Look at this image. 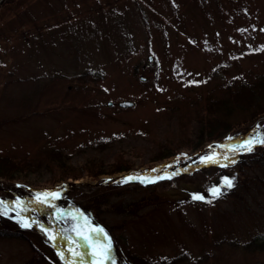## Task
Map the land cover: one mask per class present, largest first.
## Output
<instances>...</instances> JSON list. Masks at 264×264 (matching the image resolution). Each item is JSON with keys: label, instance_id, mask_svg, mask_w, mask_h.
I'll return each mask as SVG.
<instances>
[{"label": "rangeland", "instance_id": "obj_1", "mask_svg": "<svg viewBox=\"0 0 264 264\" xmlns=\"http://www.w3.org/2000/svg\"><path fill=\"white\" fill-rule=\"evenodd\" d=\"M0 3V156L41 163L33 189L61 200L44 226L60 253L16 220L1 230L0 264H124L118 241L158 261L258 264L241 245L264 233V166L244 171L260 172L258 191L237 200L214 196L225 187L222 175L231 183L240 177L221 170L217 153L236 141L190 146L209 96L222 99L228 81L264 74V0ZM83 72L102 80L79 84ZM128 100L134 106H119ZM100 140L110 147L95 150ZM164 149L177 155L153 161ZM65 155L76 167L132 168L58 180L50 160ZM130 173L140 177L116 186ZM21 183L0 178V188ZM96 194L108 195L97 217L87 201ZM22 206L38 218L36 207Z\"/></svg>", "mask_w": 264, "mask_h": 264}, {"label": "trees", "instance_id": "obj_2", "mask_svg": "<svg viewBox=\"0 0 264 264\" xmlns=\"http://www.w3.org/2000/svg\"><path fill=\"white\" fill-rule=\"evenodd\" d=\"M18 2H20V0H18ZM100 80H102V76L100 74L83 72L78 75L77 82L82 85L90 83L97 85ZM227 85L231 86V88H225ZM234 85L236 86L235 89H238L237 91H235L234 88L232 89V86L234 87ZM223 89H225L224 93L226 90H228L229 93L227 95L225 93L223 96L224 98L222 99H216L213 96H209L207 98V105L203 115H198L196 117L197 123H200V129L199 132L195 134L194 145L190 146V148L197 150L198 148L206 146L211 142L223 143L227 140L236 141L230 145L231 147L229 149H223L217 153L222 154L221 161L223 162V166H221V170L234 169L235 173L241 172L238 179L236 176L234 177L237 181L235 183L233 179L231 187H229L226 183L228 180L225 178L228 175H222L225 187L222 192H219L218 196H226L227 194L228 197L230 196L234 200H237L240 199L243 193L250 190L251 187H254L252 189L254 192L258 191L262 187L263 183L260 176H258L260 172H254L252 175L248 176L244 173V171L250 167L264 166V74L257 73L252 78L239 77L231 82L228 81L223 85ZM218 132L220 133L216 134ZM108 145H111L109 144V140H100L93 146L95 147V150H105ZM109 147L110 146H108V148ZM249 147L251 148V151L247 150ZM176 155V151L173 152L168 151V149H164L162 154L154 157L152 160L163 161L165 159L175 157ZM70 160L71 157L67 155L53 156L50 160L51 164L53 163L61 170V177H58V180H64L66 178L80 179L85 175L98 176V174H115L129 171L132 168V165L128 163H125L124 165L114 163L107 169H102V166L100 165H85L83 166L85 168H82V166H74ZM41 167V163H35L29 159L17 160L9 156H0V178L5 180L23 179L27 182V184L21 183L18 188L13 190L0 188V205L3 206L0 207V212L6 213V215H0V235H3L2 231H5L3 233L9 232V226L11 223L17 225L19 224L18 222L22 223V221H24L25 224L29 225L28 228L39 230L47 238L43 230L39 229L37 226L29 224L21 216H28L45 229L44 226L47 224V221H49V217H53V211L59 212V203H61V200L58 199L59 194L57 192L53 191L51 193H44L41 190L33 189L35 187L32 186L31 183H33V181L36 183V177H42V174L38 173L42 170ZM49 169L50 163L47 164V169L45 170L49 171ZM163 170L164 169H162V171ZM137 177H140L137 173H130L128 176L122 177L124 178L122 180L123 183H117L116 186L119 185L120 188L123 186L126 187L130 183H134L135 181L133 180L137 179ZM239 178H241V180H239ZM104 183L108 184L107 182ZM68 191L69 190L67 189V192ZM62 194H65V198L66 196H69L66 194V191L62 192ZM107 199L108 195L106 194H102L100 196L97 194L90 197L88 196L87 201L91 205L88 212L92 216L97 217L95 212L97 211L96 209L101 208V205L105 204ZM25 203H28V206L33 211H35L34 207H36V211H39L38 218L30 215V212L23 208L22 204ZM16 220L18 222H16ZM99 220H103L105 222L104 219ZM8 223H10V225ZM108 227L111 229L110 226ZM12 229L19 230L20 226H18V228L12 227ZM48 232L52 233V235L56 238L52 231L49 230ZM234 244H237V242H234ZM49 245L52 247L51 244ZM118 245L121 254L127 261L124 264L179 263V258H174L170 261L146 259L136 253H130L131 250L129 247H126V244H121L118 241ZM241 246L243 253L254 257L258 264H264V233L252 236L250 240ZM82 261L81 264H83ZM30 263L33 264L32 261Z\"/></svg>", "mask_w": 264, "mask_h": 264}, {"label": "water", "instance_id": "obj_3", "mask_svg": "<svg viewBox=\"0 0 264 264\" xmlns=\"http://www.w3.org/2000/svg\"><path fill=\"white\" fill-rule=\"evenodd\" d=\"M2 1H4V0H2ZM150 60H152V56H150ZM109 104H111V103H109ZM119 106L120 107H124V108L132 107L133 106V102L132 101H122V102L119 103ZM30 223L33 224V222H31V221H30ZM48 238L51 241V243H52L53 247L55 248V250L58 251V247L56 245V242L54 241V238L51 235H48Z\"/></svg>", "mask_w": 264, "mask_h": 264}, {"label": "snow or ice", "instance_id": "obj_4", "mask_svg": "<svg viewBox=\"0 0 264 264\" xmlns=\"http://www.w3.org/2000/svg\"><path fill=\"white\" fill-rule=\"evenodd\" d=\"M247 150L251 151V148L249 147ZM169 178H170V177H169ZM226 183L228 184L229 187L232 186V185H231V181H226ZM219 191H220L219 189H213V190H212V194H213L214 196H218V195H219ZM193 198H194V199H197V200L204 199L203 196H194ZM0 207H3V206L0 205ZM0 215H6V213H5V212H0ZM23 226H24V227H28L29 225H28V224H24Z\"/></svg>", "mask_w": 264, "mask_h": 264}]
</instances>
